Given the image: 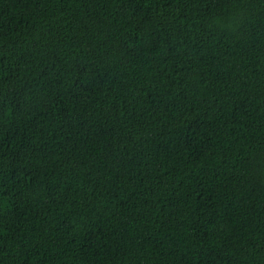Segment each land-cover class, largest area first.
Masks as SVG:
<instances>
[{
  "label": "trees",
  "instance_id": "1",
  "mask_svg": "<svg viewBox=\"0 0 264 264\" xmlns=\"http://www.w3.org/2000/svg\"><path fill=\"white\" fill-rule=\"evenodd\" d=\"M0 264H264V0H0Z\"/></svg>",
  "mask_w": 264,
  "mask_h": 264
}]
</instances>
